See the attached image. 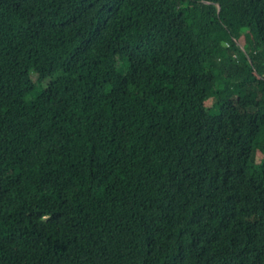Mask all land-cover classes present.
I'll return each instance as SVG.
<instances>
[{"label":"trees","instance_id":"1","mask_svg":"<svg viewBox=\"0 0 264 264\" xmlns=\"http://www.w3.org/2000/svg\"><path fill=\"white\" fill-rule=\"evenodd\" d=\"M0 264H264V0H0Z\"/></svg>","mask_w":264,"mask_h":264},{"label":"rangeland","instance_id":"2","mask_svg":"<svg viewBox=\"0 0 264 264\" xmlns=\"http://www.w3.org/2000/svg\"><path fill=\"white\" fill-rule=\"evenodd\" d=\"M244 41H245V40L241 38L240 44H243ZM41 75H42V74H41ZM32 77H33V79H34L35 81L37 80V75H36V74H33ZM39 85H40V84L37 83V86H38V87L36 86V87H37V91H35L34 93H37V92H39V91L41 90V87H40ZM31 96H32V94H31ZM28 97H29V96H28ZM206 104H207L208 106H211V105H212V100L209 99V100L206 102Z\"/></svg>","mask_w":264,"mask_h":264}]
</instances>
